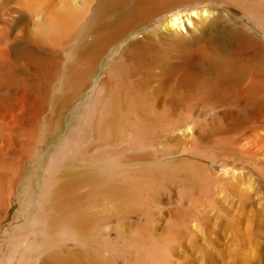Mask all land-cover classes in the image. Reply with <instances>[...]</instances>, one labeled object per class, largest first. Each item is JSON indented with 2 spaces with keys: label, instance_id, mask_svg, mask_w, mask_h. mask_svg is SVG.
Segmentation results:
<instances>
[{
  "label": "bare ground",
  "instance_id": "obj_1",
  "mask_svg": "<svg viewBox=\"0 0 264 264\" xmlns=\"http://www.w3.org/2000/svg\"><path fill=\"white\" fill-rule=\"evenodd\" d=\"M226 9L241 14L242 26ZM161 44L175 54L160 53ZM60 63L61 79L52 85ZM177 105L222 108L215 123L197 124L225 159L264 155V0H0V264H80L62 252L67 243H83L86 217L55 171L75 158L86 161L79 176L87 180L112 178L116 167L129 166L159 176L160 164L141 170L135 161L144 159L140 149L149 157L169 151L170 121L160 110ZM122 119H132L126 128L142 139L121 142L115 159L102 156L90 165L87 147L105 145ZM145 125L147 132L137 130ZM184 130V143L194 144L184 153L198 155L197 135L190 124ZM252 133L256 139L243 143ZM154 144L158 150L147 148ZM216 158L210 156V164L223 169ZM22 169L38 176L33 191L16 195L12 186ZM141 184L115 186L126 203L145 207L141 218L147 221L149 196L142 201V194L150 185ZM12 198L22 213L13 219ZM158 199L154 208L161 213ZM125 214L112 211L115 218ZM113 229H121L119 223Z\"/></svg>",
  "mask_w": 264,
  "mask_h": 264
},
{
  "label": "rangeland",
  "instance_id": "obj_2",
  "mask_svg": "<svg viewBox=\"0 0 264 264\" xmlns=\"http://www.w3.org/2000/svg\"><path fill=\"white\" fill-rule=\"evenodd\" d=\"M227 11L229 12L227 9L223 10V12ZM229 14L233 22L242 26L240 22L242 17L239 12L231 11ZM184 22L188 26V21L184 19ZM174 26L178 27V24L174 23ZM181 29H185L184 26ZM153 43L151 42V44ZM159 51L169 56L175 54L173 47L162 44L159 45ZM61 63L59 67L57 66L52 85L56 82L59 83L58 80L61 79L63 67ZM206 71L208 72V70ZM160 111L162 112L161 118L170 121L168 138L172 146L169 151H160L151 157L144 153V149H140L143 152L140 151L139 157L144 159L135 161V165H140L139 169L141 168V170L144 169V166H150L148 164H151L153 168L157 166L156 164H160L159 168L163 169L158 170L159 176H154L157 181L156 179L154 181L152 176L142 174V171L138 172L137 167L130 166L126 167V170L123 168L125 171L121 168H119L120 170L116 169V167L115 175L112 178L100 179L98 177V179L87 180L79 176L80 171L87 167L86 161L75 158H72L73 161L69 168H65L63 165L55 171L56 182H69L67 187L72 190L69 194L74 197L73 199H76L74 205L77 206V212H81L86 217L79 234L83 243H67L62 254H68L71 261L80 264H264V155L258 154L256 157L252 156L250 159L248 157L242 160L236 153L235 156L233 155L234 160L225 159V156L219 153L217 146H213L204 139V133L207 136L208 132L202 133L198 124L203 121L208 125L215 123L218 117L223 116L222 108L177 105ZM123 121H126L125 124ZM129 121L132 119H122L116 125L114 124L118 129H113L112 136L104 137L107 145L95 146L91 143L87 147L86 153L90 165H94L102 156H109L106 158L107 161L115 159L119 151L117 147L121 142L126 144L131 139H142L141 134L126 128L129 126ZM187 124L191 125L194 135H197H195L196 139L198 138L196 149L194 148L198 152L196 156L184 153L185 150H191L194 147V144L184 143L187 135L184 129ZM120 126H123L122 130L124 131L120 130ZM148 127L149 125H145L142 129L137 130L145 133ZM59 128L64 130L65 125H61ZM199 131L202 135L199 134ZM162 135L161 131L154 134L156 140L161 139ZM201 136H203V140L200 141ZM252 138L256 139L253 133L251 136H246L243 143L251 142ZM63 139L64 137L59 139L58 145ZM184 145L185 149L182 148ZM136 147L139 145L133 148ZM133 148L123 152L128 151L127 154H129L130 150H134ZM147 148L158 150V145L154 144ZM102 149H107V151ZM210 156L217 157L215 164L222 163L224 168L219 169V165L212 166L208 160ZM147 157H149L150 163H147L148 160L145 162ZM154 158H157V162L151 163ZM253 158H256L255 161ZM204 163L206 170L209 171L203 167ZM129 171L131 172L128 174ZM126 174L128 183L124 180ZM37 176L38 174L30 169H22L13 183V192L19 195V191H23V189L33 191ZM136 176L141 179L138 180L135 178ZM121 179L124 182H121ZM129 179L131 180L128 181ZM136 179L139 184L142 181L141 188L147 182V185H150L148 191L142 194V201L149 196L146 203L148 205L147 221L141 218L145 207L137 203L135 205L126 203L120 198L119 190H116L115 184L119 183L121 185L125 183V189L132 186L138 187ZM156 199L160 203L159 206L163 208L161 213H158L157 208H154L157 203ZM197 199L198 201H196ZM11 207V218L20 217L22 214L21 203L19 201L13 203L12 198L10 209ZM112 207L114 208L112 209ZM115 208L127 214L115 218L112 216V211ZM172 212L173 215H170ZM128 214H131V217ZM130 222L132 227L128 229ZM117 223L121 229L115 231L113 226ZM153 226L156 230H151ZM182 226H185L184 229L177 232L176 227Z\"/></svg>",
  "mask_w": 264,
  "mask_h": 264
}]
</instances>
